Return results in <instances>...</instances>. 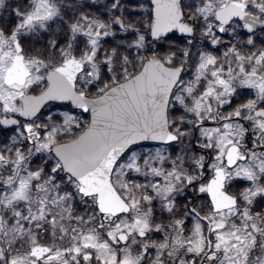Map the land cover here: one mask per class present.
<instances>
[{
  "label": "snow or ice",
  "instance_id": "1",
  "mask_svg": "<svg viewBox=\"0 0 264 264\" xmlns=\"http://www.w3.org/2000/svg\"><path fill=\"white\" fill-rule=\"evenodd\" d=\"M0 264H264V0H0Z\"/></svg>",
  "mask_w": 264,
  "mask_h": 264
},
{
  "label": "trees",
  "instance_id": "2",
  "mask_svg": "<svg viewBox=\"0 0 264 264\" xmlns=\"http://www.w3.org/2000/svg\"><path fill=\"white\" fill-rule=\"evenodd\" d=\"M25 1V0H24ZM12 2L13 3H16V2H18L20 5H21V7H24L27 3H26V1L24 2V4H21V2H23V0H12ZM6 14V13H5Z\"/></svg>",
  "mask_w": 264,
  "mask_h": 264
}]
</instances>
